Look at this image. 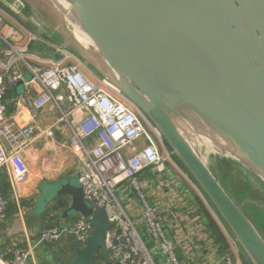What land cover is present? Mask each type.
I'll list each match as a JSON object with an SVG mask.
<instances>
[{
    "label": "water",
    "instance_id": "obj_1",
    "mask_svg": "<svg viewBox=\"0 0 264 264\" xmlns=\"http://www.w3.org/2000/svg\"><path fill=\"white\" fill-rule=\"evenodd\" d=\"M16 2L30 10V19L45 32L56 35L60 47L81 58L147 116L236 239L244 261L264 264V231L244 208L259 204H240L213 171L212 158L206 162L200 153V146L225 153L217 155L248 168L264 183V0ZM43 46L34 44L33 49L42 48L40 53L48 57L56 54L44 52ZM22 85L18 82L14 91ZM178 109L201 115L232 148L219 151L202 143L194 150L190 137L202 130L178 115ZM46 186L41 203L66 196L68 206L60 215L90 218L94 225L67 264H94L99 255L106 264H119L110 261L106 247L115 223L104 209L86 202L79 181L60 178Z\"/></svg>",
    "mask_w": 264,
    "mask_h": 264
},
{
    "label": "built area",
    "instance_id": "obj_2",
    "mask_svg": "<svg viewBox=\"0 0 264 264\" xmlns=\"http://www.w3.org/2000/svg\"><path fill=\"white\" fill-rule=\"evenodd\" d=\"M34 44L56 54L48 57L40 53L42 48L34 50ZM20 81L23 92L14 99L16 110L25 107L35 116L51 105L59 113L56 122L24 123L10 113L7 95ZM58 128L68 134L86 202L104 209L115 223L106 236L112 263L243 264L238 242L172 152L156 139L160 132L147 116L81 58L29 29L0 5V170L12 177L14 193L27 181L24 152L37 138L57 143ZM171 171L176 176L168 179ZM183 178L200 191L225 235L224 247L199 211V194L181 189ZM9 204L0 192L1 219L7 217ZM93 230L91 219L83 216L73 224L44 228L13 257L0 253V264H27L36 246L70 237L85 245ZM101 264H106L104 259Z\"/></svg>",
    "mask_w": 264,
    "mask_h": 264
},
{
    "label": "crops",
    "instance_id": "obj_3",
    "mask_svg": "<svg viewBox=\"0 0 264 264\" xmlns=\"http://www.w3.org/2000/svg\"><path fill=\"white\" fill-rule=\"evenodd\" d=\"M0 4L13 16H18L19 19L20 17H28L26 19L23 18L24 21L22 22L29 26L31 25L30 29L36 31L54 44H59L57 37H55L56 35L48 37L42 26L37 22L33 21V24L27 23L30 20V10L28 8H24L16 0H0ZM22 14L24 15L22 16ZM22 92L23 87L19 92L15 91L7 95L10 113H16L19 121L46 125L54 123L59 119V113L51 105L39 111L35 116H32L25 107L16 110L14 99L18 93ZM56 138L57 143L53 142V144L46 138H37L24 152V159L28 166V175L27 181L19 188L20 193H14L12 177L6 169H2L7 174L6 181L8 183L10 206L7 211V217L5 219L0 218V253H3L8 258L13 257V253L18 247H26L34 242L42 229L50 225L73 224L79 217H62L60 214L65 208L55 209L57 199L45 205L47 206L45 212L39 209L40 198L43 194L42 185L45 182L53 183L60 178L77 176V159L67 146V132L62 128H58L56 130ZM0 144L3 145L2 142ZM172 173L174 175H171ZM175 176L176 172L171 171L167 178L171 179ZM188 183L185 182L184 178L179 181L181 189L185 188L187 191H193L194 187L191 183ZM66 199L68 201L69 198L66 197ZM46 214L48 217L45 218ZM69 239L64 243L36 246L27 264H67V260L69 259L68 254L71 252L70 245H68ZM62 244L63 248H61ZM64 255L65 257H63ZM242 259L245 263L243 257Z\"/></svg>",
    "mask_w": 264,
    "mask_h": 264
},
{
    "label": "rangeland",
    "instance_id": "obj_4",
    "mask_svg": "<svg viewBox=\"0 0 264 264\" xmlns=\"http://www.w3.org/2000/svg\"><path fill=\"white\" fill-rule=\"evenodd\" d=\"M4 9H6V8H4ZM23 15L24 14H22V16ZM15 18L18 19L23 25H25L27 27L29 26V25H27V24H25V23L22 22V21H24L23 18L26 19L28 17H20V19H19L18 16H15ZM30 20H28L27 23L33 24V21L32 20L30 21ZM31 27L32 26L30 25L28 28L30 29ZM48 32H51V30L50 31L48 30ZM48 32L46 34L49 37L51 34L48 33ZM50 42H52V41H50ZM43 50H44V52L50 51L47 48H44ZM25 78L26 79H29L30 78L29 72H25ZM203 134H205V133H203ZM203 134H199V136L201 138H204L206 135H203ZM156 139L159 141L160 144L163 145V147H166L165 140H164V138L162 136H159L157 134L156 135ZM167 149H169V148H167ZM219 151H221V150H219ZM170 152H172V151L170 150ZM200 153H201L202 157L205 159L206 162H209V160L215 154L216 155L217 154H223V155H225V153H218L217 151H214L211 148L206 147V146H200ZM184 171L189 176V173L185 169H184ZM171 175H174V174L172 173ZM184 180H185V182H189L187 179H184ZM72 181L74 183H78V177L77 176H72ZM189 183H191V182H189ZM223 183L226 186V188L228 189V191H230V193L233 195V197L240 204H242L245 201L246 202L247 201H253V202H256V203L259 204V206H257L254 203H252V204H246L244 206V208L247 209V211L253 216V218L256 219V221L259 223L260 227L264 231V207H263L264 206V183L257 178L256 174L253 171L249 170L248 168H246V167H244L242 165H238V164H237V169L234 170V172L232 173V175H230L228 178H226L225 180H223ZM46 185H47L46 182L42 185V190L43 191H45V190L48 191L49 190ZM192 186L194 187L193 190L195 192H197V194H199V197L202 199V201L204 203H206L205 200L203 199L200 191L197 188H195V186L193 184H192ZM39 203H40L39 209L41 211H44L45 212L46 209H47V206H45V204L43 203V201L41 203V199H40V202ZM65 241L66 240H62V241H60L58 243H61V242L64 243ZM61 248H63V244H62ZM68 255H69L68 258L72 257V254L71 253L68 254ZM163 263H164V260H160V264H163ZM242 263L245 264L243 262V260H242Z\"/></svg>",
    "mask_w": 264,
    "mask_h": 264
},
{
    "label": "trees",
    "instance_id": "obj_5",
    "mask_svg": "<svg viewBox=\"0 0 264 264\" xmlns=\"http://www.w3.org/2000/svg\"><path fill=\"white\" fill-rule=\"evenodd\" d=\"M165 144H166V147L171 150L169 144L166 141H165ZM174 158L179 163V165L187 171V169L184 167L181 160L175 155H174ZM212 160H213L212 169L215 172V174L221 178L222 182L223 180L228 178L230 175H232L234 170L237 169V164L231 159L216 155L212 157ZM6 178H7L6 172L4 170L0 171V192L6 197H8V183L6 181ZM196 202L199 206V211L203 215L204 221L209 226L216 242L221 243L224 247L226 243V238L219 224L217 223L216 219L214 218L209 208L206 206V204L202 201V199L199 196H196ZM67 206H68V201L66 199V196H59L56 200L55 209L66 208ZM46 217H48L47 214L45 215V218ZM50 226H54V225H50ZM68 245H70V251H71L70 253L72 254V257H70L67 260L69 263L75 255V250H74L75 246L80 245V244L77 243L73 238H70L68 240ZM64 252L67 253L66 251ZM63 257H65V255ZM102 261H103V257L99 255L95 259L94 264H101ZM245 264H248V263L245 262Z\"/></svg>",
    "mask_w": 264,
    "mask_h": 264
},
{
    "label": "bare ground",
    "instance_id": "obj_6",
    "mask_svg": "<svg viewBox=\"0 0 264 264\" xmlns=\"http://www.w3.org/2000/svg\"><path fill=\"white\" fill-rule=\"evenodd\" d=\"M177 114L186 118L190 122V124H193L192 126L196 128V130L197 128H200L198 129V131L202 130V133H205L206 135L210 136V137L205 136L204 138H201L199 136L200 133L196 132L193 137H190L189 142L192 145L194 150H197L198 146L201 143H206L208 144V146L214 147L221 151L222 150L227 151L232 148V145L230 144V142L220 132L215 130L216 127L213 124H211L209 121L204 119L201 115L197 114L195 111H190L188 109H178ZM185 125L187 126L188 124L183 122V124H181L180 126L185 128ZM211 137H214L215 139H217L216 140L217 142H215L216 144L213 143Z\"/></svg>",
    "mask_w": 264,
    "mask_h": 264
}]
</instances>
